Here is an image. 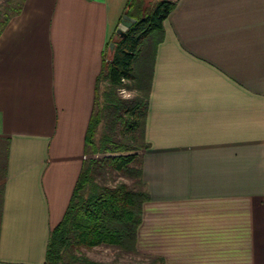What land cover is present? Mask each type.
I'll use <instances>...</instances> for the list:
<instances>
[{"label":"crops","instance_id":"0c3cea01","mask_svg":"<svg viewBox=\"0 0 264 264\" xmlns=\"http://www.w3.org/2000/svg\"><path fill=\"white\" fill-rule=\"evenodd\" d=\"M171 1L139 150L149 198L136 250L163 264H264V0ZM124 4L21 0L0 27V264H44L96 156L85 136Z\"/></svg>","mask_w":264,"mask_h":264},{"label":"trees","instance_id":"16d2710c","mask_svg":"<svg viewBox=\"0 0 264 264\" xmlns=\"http://www.w3.org/2000/svg\"><path fill=\"white\" fill-rule=\"evenodd\" d=\"M150 3L145 0L137 13H128L135 21L123 33L115 32L107 43L85 136L87 153L101 155L83 161L65 212L50 231L44 264H60L69 247L114 246L140 255L135 247L136 230L142 203L149 194L142 180L139 150L146 147L144 123L156 48L164 38L163 21L174 6L171 0H158L152 8ZM19 5L14 11L19 10ZM134 5V0H130L126 11ZM110 42L114 43L112 50ZM103 78L106 86L100 95L99 81ZM120 88L132 91L131 98L119 95ZM102 113L107 117V128L96 140ZM109 171L131 181L115 184L97 181L98 175ZM1 200L0 188V211ZM142 256L149 259L144 264H163L161 257ZM80 259L84 264H103L86 256Z\"/></svg>","mask_w":264,"mask_h":264},{"label":"rangeland","instance_id":"374dc122","mask_svg":"<svg viewBox=\"0 0 264 264\" xmlns=\"http://www.w3.org/2000/svg\"><path fill=\"white\" fill-rule=\"evenodd\" d=\"M130 0H122V3L125 2L122 15H128V13H137V10L139 7H142L143 2L145 0H134L135 5L132 6V8L129 11H126V5ZM158 0H150V7H153V4ZM20 3V0H0V27L1 23L6 19V17L14 11ZM117 3V0H116ZM146 5V6H149ZM116 31V30H115ZM114 35V33L111 35V37ZM107 51V49H106ZM101 93L103 88L106 86V80L103 78L101 79L99 83ZM119 95L130 96L133 94L132 91L127 90L125 88H120L118 90ZM100 94V91H99ZM101 95V94H100ZM107 128V117L102 113V120L97 128V132L95 134V139L98 140L102 134L106 131ZM101 154H96V156H100ZM127 181L130 182L131 180L124 178L119 173L115 171H109L106 172L105 175L97 176L98 182H104L106 184H115L118 181ZM86 256L89 259L95 260L97 262L103 263V264H144L149 261L148 258L142 256V255H136L131 252H125L117 249L114 246H105V245H97L92 248H84L81 247L80 249H76L73 247H69L63 252L62 260L60 264H84L80 257Z\"/></svg>","mask_w":264,"mask_h":264},{"label":"water","instance_id":"95a60500","mask_svg":"<svg viewBox=\"0 0 264 264\" xmlns=\"http://www.w3.org/2000/svg\"><path fill=\"white\" fill-rule=\"evenodd\" d=\"M135 21V18L128 16V15H122L119 23L117 24L116 27V33H123L133 22ZM114 43L110 42L109 43V49L112 50Z\"/></svg>","mask_w":264,"mask_h":264},{"label":"clouds","instance_id":"9594fccd","mask_svg":"<svg viewBox=\"0 0 264 264\" xmlns=\"http://www.w3.org/2000/svg\"><path fill=\"white\" fill-rule=\"evenodd\" d=\"M124 98L125 99H129V98H131V96H130V94L129 95H125Z\"/></svg>","mask_w":264,"mask_h":264}]
</instances>
